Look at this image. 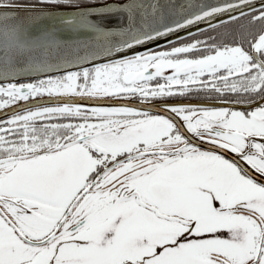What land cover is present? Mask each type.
<instances>
[{
  "label": "snow or ice",
  "instance_id": "6c2138e0",
  "mask_svg": "<svg viewBox=\"0 0 264 264\" xmlns=\"http://www.w3.org/2000/svg\"><path fill=\"white\" fill-rule=\"evenodd\" d=\"M0 264H264V0H0Z\"/></svg>",
  "mask_w": 264,
  "mask_h": 264
},
{
  "label": "water",
  "instance_id": "95a60500",
  "mask_svg": "<svg viewBox=\"0 0 264 264\" xmlns=\"http://www.w3.org/2000/svg\"><path fill=\"white\" fill-rule=\"evenodd\" d=\"M159 43H163V41H160Z\"/></svg>",
  "mask_w": 264,
  "mask_h": 264
}]
</instances>
